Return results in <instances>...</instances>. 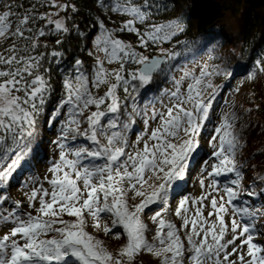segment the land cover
I'll list each match as a JSON object with an SVG mask.
<instances>
[{"label":"snow or ice","instance_id":"6c2138e0","mask_svg":"<svg viewBox=\"0 0 264 264\" xmlns=\"http://www.w3.org/2000/svg\"><path fill=\"white\" fill-rule=\"evenodd\" d=\"M95 3L101 14L127 19L109 28L95 17V51L88 52L92 63L85 67L81 59L67 61L57 47L73 33L89 38L72 19L79 10L71 0H0V226L7 228L0 237V264H135L141 253L157 264H264V240L256 239L264 236V224H258L264 204L249 203L264 197V187L256 192L255 180L243 183L235 114H222L213 128L201 195L185 194L184 177L199 155L198 138L220 90L211 78L222 70L205 65L198 73L182 70L177 78L179 52L161 47L159 55L145 54L150 45L171 42L183 31L179 23L152 22L160 0ZM118 32L135 34L138 44L118 38ZM47 37H56L54 45L42 42ZM257 65L264 73V64ZM154 76L171 78L173 88L164 92L168 102L149 112L138 106L136 95L152 92ZM46 109V124L58 125L50 142L58 157L47 160L50 176L32 178L26 198L33 215L7 192L14 174L30 171L40 158L37 129ZM256 179L264 184V176ZM170 191L181 197L175 207L179 226L164 218ZM137 197L140 202L130 205ZM151 205L159 210L153 209L156 228L148 239L153 230L142 214ZM101 214L125 234L116 252L87 230V217L92 228L101 229ZM110 231L103 226L105 234Z\"/></svg>","mask_w":264,"mask_h":264},{"label":"trees","instance_id":"16d2710c","mask_svg":"<svg viewBox=\"0 0 264 264\" xmlns=\"http://www.w3.org/2000/svg\"><path fill=\"white\" fill-rule=\"evenodd\" d=\"M78 8L76 14H72V19L79 25L84 36H77L75 33L64 37V44L57 46L64 51L65 59L72 61V58H78L85 61V67L92 63V58L88 55L89 51H93L91 36L97 29L93 27L95 17L101 16L107 27H119L127 17L113 14L109 12L107 16L100 13L95 0H71ZM161 11L152 18L153 23H179L183 29L182 33L171 42H165L170 50H175L181 55L177 57L180 61L176 71L185 66L188 62H199L203 58H208L211 69H219V74L215 75V80L219 92L213 102V114L210 122L205 124V129L200 135L204 136L213 130L216 120V109L219 104H223L222 114H235V130L241 137V147L237 153V163L244 170L243 183L245 186L252 184L255 180L256 192H260L264 184L256 179L264 176V73L258 71L257 61L264 64V0H160ZM163 5H166L164 7ZM227 13L233 15L236 19L240 30L243 46L238 56L234 55L230 50L229 40L225 36V32H219L214 29L216 24L224 19ZM111 16V20L107 17ZM142 27L143 26H139ZM118 38L126 42L138 43V38L133 33L118 32ZM56 37L41 38L42 42L54 45ZM176 40L182 43L177 45ZM187 44V48L183 44ZM149 55H156L157 46H149ZM94 52V51H93ZM177 60L168 63L176 64ZM251 70V71H250ZM175 71V72H176ZM227 73L225 75L224 73ZM254 73V78L248 77ZM55 80H59V76L55 75ZM171 83V78L163 76H154L152 83L148 86L152 88V92L145 97V90L141 89L136 95V101L140 108H148L150 112L153 107H160L163 100L165 90ZM103 91V89L101 90ZM219 115V114H218ZM48 110L40 117L38 123L37 143L42 145L39 160L33 161V168L30 171H19L14 174L8 185L7 195L14 201L19 202L27 207L26 193L33 187V176L40 177V167L48 165V159L58 157V149L55 144L50 143L56 139L58 125L48 126ZM137 127L143 129V124L138 121ZM135 136L131 138L134 139ZM206 147L202 146L199 155L192 162L188 177L186 179V192L190 195L196 185L198 178L203 176L206 166L204 161L208 159ZM47 157V159L45 158ZM23 168V163L21 165ZM195 172V173H194ZM194 173V174H193ZM175 189V186L174 188ZM17 191L24 195L13 196V191ZM257 202L264 204V197H253L249 203ZM7 204V202H6ZM129 204H133L129 199ZM32 209V208H31ZM9 210H11L9 208ZM33 210V209H32ZM25 211V210H24ZM65 218V217H64ZM70 219V217H68ZM88 220V217H87ZM149 228L153 231L147 233L148 239L154 235L155 227L148 221ZM264 224V217L259 218L258 223ZM88 231L97 238L104 241L109 250L116 252L125 243V234L119 227L112 228L111 217L107 214H101V229L97 231L91 227L88 220ZM177 226L180 225L179 218L176 217ZM107 225L111 231L108 234L103 232V226ZM6 229L0 226V237L2 230ZM93 229V230H91ZM119 232L117 237L114 233ZM135 264H157L154 257L148 253H141Z\"/></svg>","mask_w":264,"mask_h":264},{"label":"rangeland","instance_id":"374dc122","mask_svg":"<svg viewBox=\"0 0 264 264\" xmlns=\"http://www.w3.org/2000/svg\"><path fill=\"white\" fill-rule=\"evenodd\" d=\"M61 15H63V13ZM214 29H216V31H219V32H222V31L225 32V36H226L227 40H229L232 43V44H230V50H231V52L234 55L238 56L240 54V52H241V49H242V46H243V41H242V38H241L240 30H239V27L237 25L236 19L233 17V15L230 14V13H227L226 16L224 17V19H222L221 21H219L216 24V26L214 27ZM129 43L133 44V46H136L138 44V43L135 44L133 42H129ZM161 47L164 48V49L170 50V48H168V46L165 43H163L162 45H160L159 47H157L156 55H159L160 54V48ZM138 50L143 51V49H138ZM93 51H95L94 48H93ZM149 53H150L149 52V49L147 51H145V54L146 55H149ZM205 65H207L209 67V69L211 70V68H210V61L206 57L203 58L202 60H200L199 62H195V63L188 62L185 66H183L180 69H178L175 72V75L178 78L179 75L181 74L182 70H191L193 72L198 73L200 71L201 67H203ZM106 66L107 67H115L116 65H106ZM214 78H215V76H213L211 78L212 79V83L217 87L216 80ZM172 88H173V85H172V82H171L168 85L167 90H172ZM162 96H163V100L162 101L164 103H167L168 102L167 97L165 95H163V94H162ZM223 108H224V105L223 104L222 105L219 104L217 106V109H216L217 115H216V120L214 121L215 126H217L220 123L221 119H222V112H220V111H222ZM151 126L152 127H155L156 125H155L154 122H152L151 123ZM213 134H214L213 133V130H211L206 135H204V136L200 135L199 136V138H198L199 139V146H198V149H197L198 152H200V149L202 148V146L206 147V149L208 150V153L209 152H212V148L210 146V140H211V136ZM134 139H135V137H134ZM56 158L57 157H55L54 159H56ZM192 162L193 161H190V163H189V167H188L187 172H186V175L184 177V181H183L184 183L186 182V179L188 177L190 168L192 166ZM47 168H48V165H45V166H41L40 167L39 170H40V178L41 179H43L44 176H46V175H49L50 176V174L47 173ZM210 170L211 169L209 167V171ZM205 176H206V173L203 176H200L198 178V181H197L196 185L193 188V192H192V194H190L192 197H199L201 195L202 189H201V186H200V180L201 179H204ZM180 182L181 181H176L175 183H180ZM149 183H154V182L153 181H149ZM175 183L172 185V189L174 188ZM207 183H208V180L205 179V184H207ZM44 186L45 187H49L47 185V183H45ZM145 190L146 191H149V192L151 191V189H148L147 186L145 187ZM21 194L22 193H19L16 190L13 191V196L14 197H17V195H21ZM22 195H24V194H22ZM129 196H131V193L129 194ZM180 198L181 197H179V196H174L173 192L170 191L169 201H168V211H167V213L164 214V218L166 220L171 221L173 223H176L175 207L178 204V201H179ZM25 199L27 200L26 195H25ZM140 199L141 198L137 197L134 201L131 200V199H130V201L132 203H139L140 202ZM37 207H38V204H37ZM24 208H25L24 209L25 212H32V214L35 215V212L31 208H29L28 206L27 207H24ZM153 209L159 210L156 205H151L148 209H145L144 213L142 214V219L144 221L150 222L152 224V226H154L156 228V225H154L151 222V219H150V217L152 215H154ZM208 210H209L208 208H205L204 209L205 215H207ZM65 219H68V217L65 216ZM88 220H89V222L91 224L93 223V221L91 220V217H88ZM258 224H261V223L259 222ZM91 230H93V229H91ZM1 234H2L1 236H4L5 234H7V228L6 229H3ZM256 239L264 240V236H258V237H256ZM125 242H126V239H125Z\"/></svg>","mask_w":264,"mask_h":264}]
</instances>
